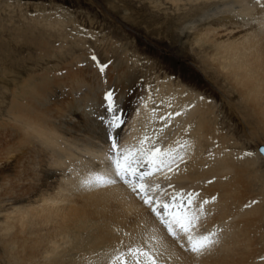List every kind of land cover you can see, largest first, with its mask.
<instances>
[{"label": "bare ground", "instance_id": "6f19581e", "mask_svg": "<svg viewBox=\"0 0 264 264\" xmlns=\"http://www.w3.org/2000/svg\"><path fill=\"white\" fill-rule=\"evenodd\" d=\"M156 1L169 4L177 11L184 7H188L189 11L193 9V13L187 14L184 8L181 16L177 13L170 21L190 17L187 23L190 26L197 24L191 44L200 50L202 63L233 84L244 100L255 106L264 104V0ZM220 12H224L223 18L209 20L210 16ZM125 59L128 60L129 70L124 74L126 78L123 77L126 86L122 85L124 89H121L127 99L125 97V111L114 135L119 137L123 130L128 143L118 144L117 141L118 149L133 148L136 150L134 155H138L141 147L146 149L152 145L162 151L172 149L170 160L174 153L183 154L180 162L175 161L177 165L172 169L162 167V171L149 167L146 160L141 159L136 165L137 173H150L144 175L143 180L139 179V175L126 177L127 183L119 177L116 179L132 190L135 184L143 183L149 189L147 196L162 203L169 202L158 196L157 184L166 187L164 182L170 180L181 189H191L189 193L198 194L193 197L192 207L199 209L202 201H208L203 204L196 234L215 232V243L202 254L189 251L186 236L183 233L177 237L171 236L156 215H152L143 205L145 193L139 188L135 192L141 195L142 201L122 182L116 181L91 190L90 187L96 186L82 185L84 178L92 171H107L113 179L116 177L107 160L111 141L105 139L109 132L106 133V126L98 117L101 111L96 109L94 114L84 115L87 113L79 111L81 106L78 109L69 104L68 109H62L64 118H61L63 114L60 117L55 115L56 119L52 120L51 114L41 109L23 117L22 113H17L22 110L20 106L12 123L16 131L14 140L7 148L0 150L2 155L13 153L10 157L11 169L6 166L13 176L12 189L5 191L7 188L2 186L8 193H0V237L8 252L19 254L22 261L16 259L14 264H97L102 254L110 253L116 247L124 248V242L120 243L123 235L125 240L129 239L128 244L143 243L154 250L164 264H264V245L260 248L258 240L255 241L258 235L264 238L261 233L264 190L254 194L258 202L250 198L253 192L249 190L255 185L243 182V176L249 174V169L240 167L233 153H230L231 157L226 155L228 148L221 146V133L216 132L218 116L211 110L209 102L200 96L201 93L198 95L182 83L165 78L156 81L152 91L154 94L144 88L146 91H141L142 102L134 106L133 98L138 96L139 88L143 89L146 82L141 78L147 76L149 70L131 69L129 62L132 59ZM135 61L132 64L135 65ZM149 66L152 67V64ZM78 81L77 78L75 82ZM84 86L87 87L86 84ZM31 89H34V85H30L28 91ZM25 93V99L32 107L34 97L30 98L35 93L32 96L30 92ZM27 95L31 97L26 98ZM35 95L38 96V93ZM118 103L116 98L111 106L107 103L108 123L116 108L120 107ZM126 115L131 121L125 128L123 119ZM172 129L174 134L171 132L169 142L167 140L165 145H158L161 139L166 140L163 138ZM215 139L217 146H214ZM97 140L110 144L100 145V149ZM141 140L144 141L143 145ZM71 144L76 148L79 144L85 145V149L93 147L101 157L94 151L92 153L96 156L84 161L80 156L73 157L75 150L70 148ZM105 150L107 152L102 155ZM251 161L254 163L255 160ZM158 210L163 213V209L158 207ZM127 219L131 222H123ZM254 225H258V231L252 230ZM112 237H116V240L111 241Z\"/></svg>", "mask_w": 264, "mask_h": 264}, {"label": "rangeland", "instance_id": "374dc122", "mask_svg": "<svg viewBox=\"0 0 264 264\" xmlns=\"http://www.w3.org/2000/svg\"><path fill=\"white\" fill-rule=\"evenodd\" d=\"M184 8H186L187 14L194 12L193 9L189 11L188 7ZM184 8L177 11L169 4H160L156 0H0V150L7 148L9 143L14 140L16 131L12 123L20 106H22V110L17 113H22L23 117H28L29 112H38V109H41L43 112H49L52 120L56 119L55 115L60 117L63 114L61 118H64L63 110L68 109L69 104L78 107V109L80 106L83 107H80L79 111L87 113H83L84 115L94 114L97 109L101 111L98 117L103 120L106 133L109 132L105 139L108 141L111 137L118 141V144L126 143V132L124 133L122 130L123 135L120 133L117 137L114 135L116 127L109 125L115 118H118L116 123L120 125V119L125 111V97L127 99V96L122 92L126 86V79H124L126 71L129 70L126 62L128 60L125 58L129 57L132 59V62L128 63L131 69H143L146 72L149 70L148 75L141 78L146 82H144L143 89L139 88L138 96L133 98L134 106L142 102L141 91L144 88L148 92H152L156 81L165 78H171L175 83H182L181 85L184 87L196 91L198 95L201 93L200 96L205 97L204 99L209 102L211 110H214L215 115L218 116L216 132L221 133V146L228 148L229 153L226 155L229 157H231L230 153L234 154L235 162L240 167L249 169V174L243 176V182L244 184L254 183L255 186L249 190L250 193L253 192L250 198L254 202H258L257 197L254 198V194L264 190V104L255 106L250 101L244 100L233 84L226 81L222 75H218L214 69L208 68L202 63L200 50L191 44L197 24L190 26L191 24L187 23L191 20L190 17L186 20L176 17L178 20L170 21L177 13L181 16ZM224 15V12H220L218 15L210 16L209 20L215 21L223 18ZM170 25L172 28L169 27ZM133 60H136L135 65L132 64ZM151 64L152 67L149 66ZM103 65L106 67L101 72L99 68ZM217 77L220 79L219 81ZM77 78L79 81L76 83ZM97 78L99 81L96 80ZM85 84L87 87L84 86ZM27 85L29 87L34 85V89L28 91ZM89 86L93 88L90 90ZM25 92H30L31 96L33 93H38V96L35 94L32 97L26 96V98L31 97L30 99L34 97L32 107L29 100L25 99ZM108 92L112 93V102L116 98L120 105L116 108L109 123L106 118L108 113L106 106L109 103L106 93ZM153 92L152 94H154ZM16 94L18 95L15 96ZM86 94L91 98L86 97ZM129 121L131 120L126 115L123 119V125H125L123 127L126 128ZM125 128L124 130H126ZM171 132L174 134L172 129L168 133L169 137L165 136L163 139L166 140L161 139L158 145L161 146L163 143L165 145L167 140L169 142ZM97 141L98 147L111 143L106 141L104 144L100 140ZM217 145V139H215L214 146ZM84 147L85 145L79 144L76 148L71 144L70 148L75 150L73 157L80 156L83 161L86 160L85 158L88 159L97 154L101 157L100 152L95 151V148L85 149ZM153 148L155 146L152 145L146 149ZM108 149L110 148L108 147ZM93 151L96 155H93ZM106 152L107 150L102 155H105ZM12 154V152H7L4 155L0 153V193L3 191L7 194L8 192L5 191L8 188L9 191L12 189L13 176L9 170L12 164L10 159ZM182 154L174 153L171 159L174 161L169 159L167 167L172 169L177 165L176 163L181 161ZM205 154L210 155V153ZM251 160H255L254 163ZM96 161L98 162V160ZM227 173L229 172L227 171ZM115 181L122 182L119 179ZM121 184L131 189L126 183L122 182ZM106 185L93 186L90 187V190ZM163 185L166 187L155 186L158 188V196L162 197V200L170 203L171 198L175 196L177 202L183 198L187 206L186 194L191 189H187L188 191L186 187L181 189L170 180L165 181ZM2 186L7 189L4 191ZM130 191L142 201L141 195L136 194L132 189ZM168 193L171 197L168 196ZM159 202L162 203V201ZM142 203L148 207L150 213H153L151 206L145 204L144 201ZM123 222L130 223L131 221L127 219ZM254 226L252 230L258 231V225ZM262 227L263 232L261 233L264 236V223H262ZM165 230L167 231L166 228ZM205 232L207 234L211 231ZM205 232L199 235H203ZM112 238L110 240L114 241L119 236L115 237L116 239ZM255 241L260 246L264 245V238L262 239L260 235ZM121 242H124V248L130 245L128 244L129 239L125 240L124 235L121 236ZM135 244L138 243L131 245ZM188 250L190 251V249ZM19 257L17 252L6 250L0 237V264H14L16 259L20 260ZM157 259L158 264H164L161 259L159 260L158 257ZM260 259L258 258V260Z\"/></svg>", "mask_w": 264, "mask_h": 264}, {"label": "snow or ice", "instance_id": "6c2138e0", "mask_svg": "<svg viewBox=\"0 0 264 264\" xmlns=\"http://www.w3.org/2000/svg\"><path fill=\"white\" fill-rule=\"evenodd\" d=\"M95 59V57H93ZM106 65L101 66L100 71L103 72ZM106 99L109 101V105L112 104V93H106ZM179 115V113H177ZM115 118L110 122V127L119 125L116 123ZM111 147L107 154V160L112 174L119 177L121 180L128 182L126 177L139 175V179L143 180L144 175L150 173H137L136 165H138L141 159L146 160L149 167H154L155 170L159 171L162 167H167V161L171 158L172 149L161 150L160 148L155 149H144L141 147L138 150V155H134L136 152L133 148L118 149L117 141L111 138ZM147 139V137H145ZM141 145L144 141L141 140ZM115 179L109 172H96L92 171L84 178L82 185H95L103 186L106 184L115 183ZM158 187V186H157ZM137 188L141 192L145 193L144 203L151 206V211L159 219L160 223L167 229V232L177 237L180 233H183L187 237V242L190 251L198 254H202L205 250L210 248L214 243L213 237L216 235L215 232H209L207 234L199 235L196 234V224L200 219V214L203 210V204L208 201H202L199 209L192 207L193 197L197 196V193H188L187 201L185 202L181 198L180 202H177V197L171 198V203H160L154 197L147 196L149 190L143 183H137L133 186V191H137ZM158 207L163 209V213L158 210ZM155 231V230H154ZM155 239L156 237H152ZM122 243V242H121ZM91 264V262H89ZM97 264H158L157 255L154 254V250L148 249L144 244L128 245L126 248L116 247L111 250L110 253L102 254Z\"/></svg>", "mask_w": 264, "mask_h": 264}]
</instances>
